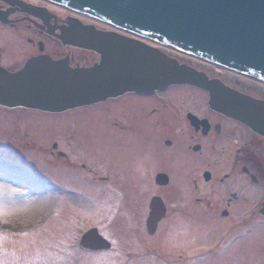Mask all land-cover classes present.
<instances>
[{
	"label": "rangeland",
	"instance_id": "rangeland-1",
	"mask_svg": "<svg viewBox=\"0 0 264 264\" xmlns=\"http://www.w3.org/2000/svg\"><path fill=\"white\" fill-rule=\"evenodd\" d=\"M22 1L64 14L40 1ZM66 50L26 24H0V65L11 72L30 58L64 57ZM92 56L93 61L97 59ZM178 60L188 68L192 66L185 62L202 69L210 66L181 55ZM220 72L214 77L229 83L236 80L233 84L238 89L264 98L261 88ZM161 96H165V107L153 99L126 98L59 115L0 107V264H264V218L258 215L264 200L261 187L230 166L227 153L233 147H217L215 155L203 143L201 154L192 150L198 141L189 139L183 114L190 110L207 116L208 95L186 85ZM133 116L136 122L138 117H150V122L135 123ZM139 127H144L145 138L148 135L147 144L135 134ZM61 138L59 142L66 144L71 155L69 163L41 158L44 154L35 156L30 147L34 143L47 146ZM9 149L20 154V161L12 163L16 155ZM211 158L219 165L213 166ZM141 160L149 162L151 173L144 178L136 173L134 178L129 168ZM20 162L24 166L33 162V167L28 166L32 171L21 169ZM82 163L87 164L86 171ZM107 168H112L105 177L114 182L113 189L99 188ZM206 171L211 173L208 182L202 180ZM158 173L168 176L167 186L155 185ZM224 175L228 180L220 183ZM153 197L164 202L166 214L149 236L145 222ZM207 200L214 204L211 211L204 209ZM223 208L228 211L225 218L220 215ZM89 229L97 230L110 244L109 250L91 253L79 248L81 234ZM203 254L209 255L196 258Z\"/></svg>",
	"mask_w": 264,
	"mask_h": 264
},
{
	"label": "water",
	"instance_id": "water-1",
	"mask_svg": "<svg viewBox=\"0 0 264 264\" xmlns=\"http://www.w3.org/2000/svg\"><path fill=\"white\" fill-rule=\"evenodd\" d=\"M46 1L137 39L264 84V0ZM0 3L17 6L19 13L42 23L52 19L46 10L18 0ZM8 16L0 9V24H8ZM52 30L59 31V35H51L63 48L91 52L98 56V62L87 68H71L67 60L53 61L40 55L13 73L0 68L1 108L60 114L125 94L151 95L170 86L188 85L208 95L210 111L264 139V101L209 80L138 40L102 32L74 19H67L66 27ZM155 183L165 187L168 178L159 175ZM165 214L163 201L152 198L145 222L149 236L155 234ZM261 215L264 217L263 211ZM80 247L94 252L108 250L110 244L93 229L82 236Z\"/></svg>",
	"mask_w": 264,
	"mask_h": 264
},
{
	"label": "flooded vegetation",
	"instance_id": "flooded-vegetation-1",
	"mask_svg": "<svg viewBox=\"0 0 264 264\" xmlns=\"http://www.w3.org/2000/svg\"><path fill=\"white\" fill-rule=\"evenodd\" d=\"M23 3H25V2H23ZM25 4L31 5V4H27V3H25ZM32 6H35V5H32ZM36 7H39V6H36ZM0 9L5 11V12H8L10 14L7 18V20L10 23H9V25H6V26H15L17 24H26L27 27L35 30L36 33L39 36H41L42 38H44L46 40H50V42H53V43L58 44V45L60 44V42L57 39L53 38L51 34L59 35V31L58 30H54V31L52 30L51 31V28L56 29V28H60L63 26L66 27L67 26V19H74L79 23L81 22L84 25L93 26V27H95V29L103 31V32L118 33V32H116L110 28H107L106 26L97 24L95 22H91V21H89L85 18H82L80 16H77V15H72L70 12H67V11H63L64 12L63 15H55V14L48 12L49 15L52 17V19H49V21H45L44 23H42L41 21H39L33 17L19 13L20 8H18L17 6L8 7V6H4V5L0 4ZM119 35L125 36L127 38H132L130 36L120 34V33H119ZM141 42H143L146 45L155 47L154 45H151L148 42H144V41H141ZM39 46L42 47V52H41V54H42L43 53V46L41 45V43H38L37 44L38 49H39ZM64 49H67L66 50L67 53H66V55H64V57H62V56L54 57V59H52V60H55V61L56 60H67L69 63V66L71 68H74V67H79V68L80 67H90V66L94 65L95 63H97L98 57L96 55L95 56L97 57V59L93 61L94 57L92 56V54H91V56H87L86 54H89V53L84 52V51H80V50H76V49H72V48H64ZM158 49L165 52V54H167L168 56H171L173 54V52H170L168 50L166 51V50H163L161 48H158ZM68 50H73L75 53L76 52L77 53L75 54L74 52H71ZM174 55H176V54H174ZM178 57L179 56H177V58H176L174 56L173 58L176 59L177 61H179V63H180L181 60H178ZM185 63L188 64V66L190 65V67L192 66L191 68H193V69H195L201 73H204L209 79L219 80L226 88H228L230 90L236 91V92H238L244 96H247V97H250V98H253L256 100H264V98H258L257 96L249 94L248 90H245L246 92H244V91L238 89V87L235 84H233L236 80L232 83H229V82L225 81L223 78H220V77L215 78L214 73H218V74L222 73L216 68L205 65L208 68L202 69L203 67L201 68L199 66L197 67L196 65H191L189 62L188 63L185 62ZM180 64H182V63H180ZM203 65H204V63H203ZM0 67L5 68L1 65H0ZM5 69L8 70L9 72H11L9 70V68H5ZM225 74L228 75L227 73H225ZM227 80H229V79H227ZM245 83L251 87L256 86V84H253L252 81L251 82H245ZM175 88H177V87H175ZM170 89L171 88H169L168 90H166L163 93L155 94V95L150 96V97H141V96H135V95H124V96L118 97L116 99H113V101L117 102V103H121V101L126 99V98H133V99L138 98V99H144V100L153 99L159 105L165 107V106H167L166 105V99H165V96H161V95L167 93ZM206 110H207V112H209L207 116H199V115L197 116L194 112H192L190 110L185 111L183 114V119L185 121L184 123H185L186 127L190 130L189 139L198 141L197 143L196 142L194 143L192 150L195 153L201 154L202 149H203V147H202V143H203V144H206L209 146L210 150L208 152L215 155L217 147H222L224 145L229 146V147H233L234 150L232 152L227 153V158H229V160H227V161L230 162L229 163L230 166H235V167L239 168L240 173H242V175L244 177H246L250 183L255 184V185L259 184L262 192L264 193V139L262 137H259L255 134L251 133L248 129L241 126L237 122L230 120L228 118H225L219 114H215L213 112H210L208 110V108ZM133 114L138 116L137 112L133 113ZM151 114L157 115L158 113L155 111H152ZM147 115H150V111L148 112ZM139 116H140V112H139ZM133 117L135 120L136 117L135 116H133ZM196 119L198 122H200V121H204V122L202 124L198 123V122H196ZM147 122H150V117H146V116L144 118L138 117L137 122L135 120V123L145 125V126L147 125ZM167 125H168V123H167ZM169 125H171V123ZM176 128H177V126H176ZM139 129H141V127H139ZM134 131H135V129H134ZM135 134H137L139 136L140 141H143V143H145V144L148 143V135L145 138L144 127H142L141 131H139L137 129V131H135ZM55 140H58V139H52L51 140L52 142L47 144V146L40 145L38 143H34L30 147L34 149L32 151H34V153H36L35 156H40V155L44 154L43 157H41V158H46V157L60 158V159H65L64 160L65 163H69L71 155H70L68 147L66 146V144L63 145L59 142V141L63 140L62 138L60 140H58V142ZM165 145L167 147H170L171 143L165 142ZM35 146H37L38 148H36ZM9 150L11 152L14 151V153L16 155V159H11V160L15 161V160L19 159V161H20V158H19L20 154L18 152H16L14 149H9ZM217 153L219 154V156L222 155V153H220V152H217ZM211 161H212L213 166L219 165L218 163H216L214 161V158H211ZM23 162H25V161H23ZM26 163L29 164V165L27 164L28 166H30V165L32 166L33 162L32 163L26 162ZM86 165H87L86 163H82V168L84 171H86L84 169ZM119 167H121V166H119ZM92 170L93 169L90 168L88 170V173L90 174V171H92ZM96 171L99 172V169H96ZM123 171H125V170H123ZM129 171L132 173V175H134V178H135L136 173H139L140 175L142 174L141 177L144 178L145 174L151 173L150 164H149V162L145 163V161L141 160L140 163H138L136 166L129 168ZM106 172H112V168H109V169L107 168L106 171L102 173V174H104L103 177H105V175L107 174ZM139 174H138V176H139ZM159 175L167 176V175L162 174V173L156 174V176L154 178V183L156 182V178ZM205 176H207L209 178L206 181V182H208L211 178V173L209 171L204 172L202 174V180L205 179L204 178ZM227 177H228L227 175H224L223 176L224 180L221 179L220 183H224V181L228 180ZM167 178H168V176H167ZM147 179H148V181H151V176H148ZM102 181L104 183L102 182L103 184L99 188L103 189L107 186L106 188H108V189L112 188L113 189L112 183H114V182L111 183L109 181L108 177L102 178ZM168 182H169V178H168ZM105 183H108V185H105ZM231 197L233 198V200L237 199V196L235 193L232 194ZM197 201L199 202L200 199H197ZM207 202H208V200H207ZM213 206H214V204H211L210 202H208V205H205L204 209L205 210L208 209L209 211H211V209H214ZM229 207H230L229 204H227L226 208H229ZM258 207H259L258 208V212H259L258 215L260 217H262L261 216V212H262L261 210L264 209V200L259 204ZM226 208H223V210H225V211H223L220 214L221 217H224V218L227 217L228 211H226ZM197 246H200V245H197ZM197 246H195V247H197ZM208 255L209 254L197 255L196 258L203 259V258L207 257Z\"/></svg>",
	"mask_w": 264,
	"mask_h": 264
},
{
	"label": "bare ground",
	"instance_id": "bare-ground-1",
	"mask_svg": "<svg viewBox=\"0 0 264 264\" xmlns=\"http://www.w3.org/2000/svg\"><path fill=\"white\" fill-rule=\"evenodd\" d=\"M228 75L231 76V78H233V80H234V79H240V80H244L245 82H251V81H248V80H246V79H241V78H239L237 75H234V74H231V73H229ZM252 83H253V84H256V86H258V88H261L262 91H264V86H261V85H259V84H257V83H254V82H252Z\"/></svg>",
	"mask_w": 264,
	"mask_h": 264
}]
</instances>
